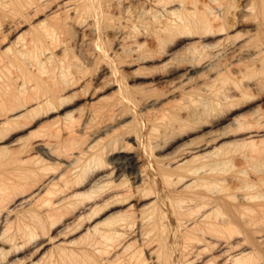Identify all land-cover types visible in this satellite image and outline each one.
<instances>
[{"label": "rangeland", "instance_id": "374dc122", "mask_svg": "<svg viewBox=\"0 0 264 264\" xmlns=\"http://www.w3.org/2000/svg\"><path fill=\"white\" fill-rule=\"evenodd\" d=\"M113 1L103 3L108 10L103 22L90 10L79 23L72 20L57 31L54 42L48 38L43 51L53 60H43L42 72L29 64L33 58L22 65L15 55L23 43L34 45L30 41L46 12L22 17L16 15L17 3L0 2V103L8 99L12 108L10 97L20 89L39 100L59 93L65 98L0 130V250L22 240L19 224L38 217L45 226L37 240L10 254L9 264H106L88 228L128 209L97 192L117 180L111 161L125 154L136 157L150 176L174 182L189 168L224 160L204 191L237 199L251 194L264 203V17L258 0H182L177 22L195 6L199 11L222 4L230 10L207 31L179 29L162 41L152 14L139 20V12L150 8L145 0ZM21 34L22 41L12 45ZM27 70L40 79L29 78ZM41 141L51 145L53 158L34 148ZM205 144L206 150L191 154ZM96 155L103 166L93 162ZM27 156L32 160L23 164ZM183 157L191 162L181 165ZM77 180L85 184L78 188ZM80 192L87 194L73 198ZM151 197L146 201L157 194ZM52 205L59 210L48 214ZM250 215L257 258L264 255V213Z\"/></svg>", "mask_w": 264, "mask_h": 264}, {"label": "bare ground", "instance_id": "6f19581e", "mask_svg": "<svg viewBox=\"0 0 264 264\" xmlns=\"http://www.w3.org/2000/svg\"><path fill=\"white\" fill-rule=\"evenodd\" d=\"M109 1L113 0H9L12 4L17 3L16 15L22 17L31 14L40 16L46 12L44 19L39 23L38 33H35L30 41V45H34L29 47V44L23 43V49L17 52L15 61L25 65V58H33L34 62L29 64L37 66L40 72L44 71L45 63L43 60L46 62L53 60L48 51H46L48 53L44 52L43 44L47 42V39L52 38L51 40L54 42V38H57V31L63 27L67 28L72 20L79 23L78 19L81 20V17L90 10L96 13L99 22H103L108 17L107 6L105 7L103 3L110 4ZM125 1L129 2L130 0ZM196 1L192 0V3L196 4ZM263 1L258 0L257 7L264 17ZM146 2L150 8L147 10L143 6L144 10L138 11L139 20L142 19L140 16L152 14L153 22L159 28L157 32L160 33L158 34L160 41L166 38L168 33L172 34L179 29L189 32L200 31L201 29L207 31L213 27L214 22L224 17L230 10L223 7L222 4L214 8L204 5L199 11L195 6V12L186 11L182 20L177 22L174 17L179 14L180 9L185 7L184 1L145 0ZM133 3L132 1V5ZM130 9L133 8L130 7ZM128 15L130 17L131 12ZM224 19L221 29L225 26ZM133 25L132 27H134ZM72 31L74 32V29ZM22 37L21 34L11 44L19 43L22 41ZM35 43L38 46H35ZM132 43L135 44V42ZM138 44L140 43L136 42V45ZM137 49L138 47H136ZM27 75L29 78L40 79V76L29 70H27ZM63 96L59 93L50 98L39 100V98L24 95L22 89L13 92L10 101L16 105L7 108L8 99L0 103V107L6 109L3 114L1 113L3 111H0V130L7 124L14 123L18 119L39 110L42 105H50L56 100H65ZM209 146V144H205L196 147L191 151V154L204 151ZM94 147L92 145L88 148L91 150ZM34 148L37 152L42 151L46 157L53 158L54 156L53 148L45 141L37 142ZM102 158L96 155L93 162L103 166ZM30 160L32 159L27 156L20 161L23 164H29ZM179 162L182 163L181 165H185L191 160H186V157H183ZM111 163L114 164L117 180L109 181L97 192L101 194L105 192L108 202L116 201L121 204H128L129 207L125 212L112 214L101 223L88 228V232L93 231L96 237L92 246L97 253L106 257V264H257V262L264 260V255L257 258L253 256L259 241L256 242L253 238L256 223L250 215L255 210L264 213V203L258 204L256 200L260 196L244 194L237 199L230 193L211 195L204 191L213 183L209 175L215 167L225 164L224 160L212 163L205 162L189 168L187 175L179 177L176 182L169 177L159 179L154 175L153 177L150 176L147 170H144L145 168L140 169L136 157H131L129 154L119 156ZM159 171L158 174L168 175L163 170ZM77 182L79 183L78 188L85 184L83 180H77ZM180 183H183L181 190L177 187ZM238 187H244V184L241 183ZM86 194L80 192L73 198ZM154 194H157L156 200L147 202L146 200L153 198L151 196ZM139 199L146 202H139ZM93 200L90 199L91 202ZM132 201H136V204L131 205ZM58 210L56 205H52L48 214H53ZM101 225L104 227L100 228ZM44 228V223L38 217L34 219L33 223L19 224L18 231L22 233V240L19 242L12 241L9 246L10 250H0V264L8 263L11 253V256H16L29 243L37 240L42 235L40 230L42 232L45 230ZM260 242H264V234L260 236ZM11 264H23V261L14 260ZM259 264H264V261Z\"/></svg>", "mask_w": 264, "mask_h": 264}]
</instances>
